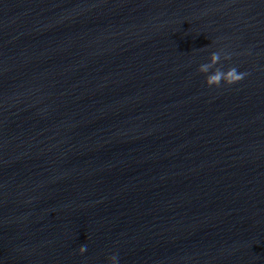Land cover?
Masks as SVG:
<instances>
[{
	"label": "water",
	"instance_id": "1",
	"mask_svg": "<svg viewBox=\"0 0 264 264\" xmlns=\"http://www.w3.org/2000/svg\"><path fill=\"white\" fill-rule=\"evenodd\" d=\"M113 252L264 264V0H0V264Z\"/></svg>",
	"mask_w": 264,
	"mask_h": 264
},
{
	"label": "clouds",
	"instance_id": "2",
	"mask_svg": "<svg viewBox=\"0 0 264 264\" xmlns=\"http://www.w3.org/2000/svg\"><path fill=\"white\" fill-rule=\"evenodd\" d=\"M227 55H221L219 51H211L208 54L207 61L200 63L197 66V72L204 75L205 86H218L221 82L223 84H229L236 79H239L243 73L238 72L235 66H229L222 68L220 61L227 60ZM78 252L83 253L86 251V245L84 243L77 247ZM106 264H120L118 255L113 252L106 257Z\"/></svg>",
	"mask_w": 264,
	"mask_h": 264
}]
</instances>
